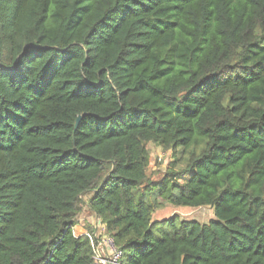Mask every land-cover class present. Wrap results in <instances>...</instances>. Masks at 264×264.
<instances>
[{
	"label": "trees",
	"instance_id": "16d2710c",
	"mask_svg": "<svg viewBox=\"0 0 264 264\" xmlns=\"http://www.w3.org/2000/svg\"><path fill=\"white\" fill-rule=\"evenodd\" d=\"M84 205L120 264H264V0H0V264H96Z\"/></svg>",
	"mask_w": 264,
	"mask_h": 264
},
{
	"label": "rangeland",
	"instance_id": "374dc122",
	"mask_svg": "<svg viewBox=\"0 0 264 264\" xmlns=\"http://www.w3.org/2000/svg\"><path fill=\"white\" fill-rule=\"evenodd\" d=\"M147 152V168L146 173L147 177L151 181H160L167 174L171 172L179 171L183 167L181 155L182 151L178 148L176 151L164 150L160 146L147 143L145 145ZM83 212V206H81V212ZM88 213L94 215L91 211L86 210V213L83 212V215L88 217ZM175 214L180 219L187 220H196L199 223H208L211 219L214 218L213 209L210 206H199V207H189V206H174L167 203H164L160 208L156 209L152 214L153 220H162L171 215ZM79 215L77 218H79ZM95 216V215H94ZM96 217V216H95ZM97 219V217H96ZM96 219L92 216L90 222L86 224H82L81 228L74 226V232L76 235L79 233H86L89 231H93L94 234H107L101 227H97L94 230L95 226H99L96 224ZM87 220V219H86ZM80 220L77 219V223ZM76 223V224H77ZM101 231V232H100ZM85 235V234H84Z\"/></svg>",
	"mask_w": 264,
	"mask_h": 264
},
{
	"label": "built area",
	"instance_id": "2783aa9c",
	"mask_svg": "<svg viewBox=\"0 0 264 264\" xmlns=\"http://www.w3.org/2000/svg\"><path fill=\"white\" fill-rule=\"evenodd\" d=\"M96 264H120L123 253L115 238L109 234L86 232Z\"/></svg>",
	"mask_w": 264,
	"mask_h": 264
},
{
	"label": "crops",
	"instance_id": "0c3cea01",
	"mask_svg": "<svg viewBox=\"0 0 264 264\" xmlns=\"http://www.w3.org/2000/svg\"><path fill=\"white\" fill-rule=\"evenodd\" d=\"M86 210L90 211V210L88 209L87 205H84V207H83V212L86 213ZM83 212L79 215V218H77V219L80 220V222L76 224V228H77V227H78V228H79V227L81 228L82 224H86L87 222H90V220L92 219V216L96 219V217H95L94 215H92L91 213H88V217L86 218V216L83 215ZM86 219H87V220H86ZM96 224L99 225V226H95V227H94V230H96L97 227H101V228L103 229V225L100 224V222H99L98 219H96ZM73 232H74V228H73ZM84 232H85V231H84ZM84 232L79 233L78 235H76L75 232H74V235H75V236L84 235V234H85ZM92 232H93V231H92ZM100 232H101V231H100ZM93 233H94V232H93Z\"/></svg>",
	"mask_w": 264,
	"mask_h": 264
},
{
	"label": "water",
	"instance_id": "95a60500",
	"mask_svg": "<svg viewBox=\"0 0 264 264\" xmlns=\"http://www.w3.org/2000/svg\"><path fill=\"white\" fill-rule=\"evenodd\" d=\"M80 117H81V116H78V117L76 118V120H75V126H76V124L78 123V121L80 120Z\"/></svg>",
	"mask_w": 264,
	"mask_h": 264
}]
</instances>
